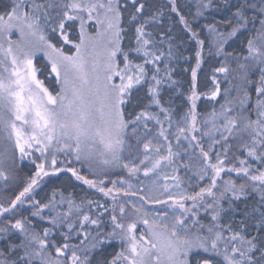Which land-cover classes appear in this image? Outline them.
I'll use <instances>...</instances> for the list:
<instances>
[{
  "label": "trees",
  "instance_id": "16d2710c",
  "mask_svg": "<svg viewBox=\"0 0 264 264\" xmlns=\"http://www.w3.org/2000/svg\"><path fill=\"white\" fill-rule=\"evenodd\" d=\"M23 7V15L14 17L15 9L22 12ZM9 18L29 21V33L22 27L17 30L20 42L12 53L31 56L39 87L50 96L60 92L50 60L73 59L78 47L83 49L86 69L93 70L90 63L102 48H92L86 27L110 29L103 38L111 44L109 50L114 49L113 62L144 69L143 82L121 108L126 127L120 136L122 146L129 141L130 129L142 132L139 128L144 125L136 119L154 101L159 106L156 120L167 113L173 130L179 122H187L178 180L186 195L209 178L210 158L220 162L226 157L223 166L233 169L239 168L237 161L256 166L264 158V0H0V22ZM35 25L44 33L43 40ZM38 42L49 49L40 51ZM6 52L1 50L0 58L13 68L16 57ZM64 71L63 67L58 72L61 78ZM212 118L215 130L205 135L203 125ZM4 140L2 135L0 144ZM45 152L48 159L51 151ZM186 156L198 159L203 175L185 168L191 165L184 162ZM37 171L36 164L24 160L15 167V183L0 186V264H46L55 249L64 250V260L73 256L81 264H127L122 254L130 243L129 230L136 236L144 229L148 235L160 232L125 198L111 202L106 194L94 193L87 179L67 167H57L46 182L33 184ZM119 171L118 177L123 175ZM93 176L99 183L118 178ZM126 178L122 177L124 182ZM225 178L214 182L204 205L188 211L192 223L174 253L180 263L264 264V177H245L240 185L230 181L226 187ZM29 184L35 189L26 194ZM156 204L152 210L160 209ZM54 210L68 212L73 227L62 225L64 219L56 223ZM101 210L107 212L100 214ZM27 235H37L41 242L32 244Z\"/></svg>",
  "mask_w": 264,
  "mask_h": 264
},
{
  "label": "rangeland",
  "instance_id": "374dc122",
  "mask_svg": "<svg viewBox=\"0 0 264 264\" xmlns=\"http://www.w3.org/2000/svg\"><path fill=\"white\" fill-rule=\"evenodd\" d=\"M18 9L13 12L14 17L21 16V13L23 15L24 7L22 12ZM9 19L11 23L0 22V51L8 50L6 54H12L16 58L11 63L13 68L7 65V60L5 63L0 58V142L2 135L7 140L0 144V186L15 183V167L19 168L24 160L38 167L37 174L31 180L33 184L52 177L51 173L57 167L62 169L67 167L77 177L87 179L94 193L106 194L111 202L120 203L125 198L124 202L132 210L146 215L149 223L160 230V232L152 230L154 234L148 235L144 229L137 231V236L129 230L130 243L124 246L122 254L125 263L183 264L177 259L178 254L174 253L180 247V240L187 238V230L192 223L187 218L188 211L191 209L195 211L204 205L212 190L211 187L219 177H226L225 187L230 181L240 185L245 177H264V158L256 166H249L245 161H237L238 169L223 166L228 161L226 157L220 162L219 159L215 161L214 158H210L207 182L200 184L195 192L192 190L186 195L181 191V186L178 187V180L182 174L179 169V156L184 154L186 146L182 134L187 131V122L184 120L179 122L173 130L167 113L156 120L159 106L154 101L151 108L140 113L136 119L144 125H141L143 129L137 127L142 132L136 128L130 129L129 141L122 146L120 136H123L126 127L121 108L126 105L132 91L143 82L144 69L128 63L120 67L113 62L114 49L109 50L111 44L108 46L103 38L111 32L110 29L105 25L100 26L102 28L100 31L96 27H93V30L89 29V26L86 27V31L89 32L86 34L92 37L89 40L92 48H102L96 52L94 61L90 63L93 70L86 69L87 62L82 54L83 49L78 47L73 59L67 57L64 62L62 58L54 57L50 60L52 72L60 84L59 94L50 96L39 87L31 65V56L21 58L15 55L17 51L12 53V47L20 42L17 30L22 27L25 28V34L29 33L31 29L29 21L23 19V23L21 18L18 21L16 20L18 18ZM39 29L35 25V32L43 40L44 33ZM36 47L44 52L45 49H49L42 42H38ZM15 62L19 64L17 67ZM63 67L65 71L61 78L58 72L62 71ZM1 95H4L3 98ZM132 123L133 121L128 122ZM214 130L215 122L212 118L208 125H203V132L207 135ZM121 146L124 148L122 158ZM48 150L51 152L48 159H45L44 152ZM33 151H38L39 156H35ZM185 159L184 162L191 163V165L188 163V168L185 166L186 169H190L196 176L203 175V167L196 157L186 156ZM119 170L123 172L120 177L117 176ZM93 175L95 177L115 175L114 177L118 178L99 183L95 182L99 179L94 180ZM122 177H127L126 182H135L126 183ZM33 189L34 185L29 184L25 188V191H28L26 194ZM26 202L25 200L21 204L24 206ZM156 203L160 204V209L152 210L151 207ZM193 203L195 205L191 208ZM125 207L127 208L126 205ZM65 212L54 210V220L59 224L60 221L63 223L64 219L65 223L62 225L68 224L66 227H73L68 222V218H72L68 212L62 217ZM106 212L101 210L100 214ZM113 222L115 225L118 224L116 219ZM141 223L144 225V220ZM146 227L149 229V226ZM27 238L32 244L41 242L37 235L33 237L27 235ZM177 246L179 247L176 248ZM64 253V250L55 249L54 256L49 259V263L45 261L46 264H81V260L73 256H68L65 261L63 257L67 255Z\"/></svg>",
  "mask_w": 264,
  "mask_h": 264
}]
</instances>
